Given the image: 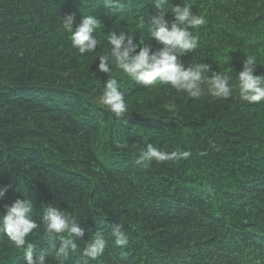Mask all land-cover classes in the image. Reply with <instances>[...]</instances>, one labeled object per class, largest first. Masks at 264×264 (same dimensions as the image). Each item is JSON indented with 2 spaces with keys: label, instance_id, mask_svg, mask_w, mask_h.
I'll return each instance as SVG.
<instances>
[{
  "label": "trees",
  "instance_id": "trees-1",
  "mask_svg": "<svg viewBox=\"0 0 264 264\" xmlns=\"http://www.w3.org/2000/svg\"><path fill=\"white\" fill-rule=\"evenodd\" d=\"M191 5L207 23L192 29L199 46L180 57L232 76L246 56L264 75V0H165L161 11ZM0 0V185L3 205L30 198L39 222L55 205L107 247L88 264H264V102L234 91L227 100H194L167 85L145 88L113 65L98 71L108 34L131 33L153 50L148 19L154 0ZM95 14L96 50L80 54L62 18ZM211 73H209L210 75ZM116 78L129 103L122 118L101 106L105 82ZM148 143L188 159L132 161ZM122 224L129 244L110 236ZM46 246L43 229L27 238ZM80 252L66 264H82ZM0 264H25L23 250L0 234ZM48 264H59L49 257Z\"/></svg>",
  "mask_w": 264,
  "mask_h": 264
},
{
  "label": "clouds",
  "instance_id": "clouds-1",
  "mask_svg": "<svg viewBox=\"0 0 264 264\" xmlns=\"http://www.w3.org/2000/svg\"><path fill=\"white\" fill-rule=\"evenodd\" d=\"M165 0H154L158 14L148 19L150 37L161 47L153 50L134 42L131 33L110 32L107 37L109 50L98 56V71L109 74L113 65L131 80L145 88L163 84L186 94L194 100L210 97L214 100H227L234 91L239 98L250 104L264 102V75H257V60L246 56L242 68L232 76L213 71L207 63L197 62L185 66L180 57L191 53L199 46L198 36L192 29L207 23L202 15L192 11L191 5H178L170 9L173 20L165 18L166 11H161ZM105 8L116 9L117 0H102ZM64 31L70 34L71 45L80 54L94 52L100 41L97 33L101 22L95 14L82 15L79 22L75 14L62 18ZM209 73H211L209 75ZM98 102L115 117L122 118L129 109V103L121 84L116 78L105 82L103 91L97 97ZM188 151H162L148 143L144 150L132 161L136 168H148L153 162H165L188 159ZM8 185H0V200H3ZM0 211V234L6 236L17 249L23 250L25 264H48L49 257H55L59 264H66L69 257L80 252L82 264L95 261L102 256L107 241L102 234H94L85 242L83 250L77 240L84 236V229L66 210L55 205L45 206L39 222L34 218V206L30 198L16 199L3 205ZM43 229L46 246L38 249V244L30 243L27 237ZM114 244L124 248L129 244V236L122 224H114L110 230Z\"/></svg>",
  "mask_w": 264,
  "mask_h": 264
}]
</instances>
